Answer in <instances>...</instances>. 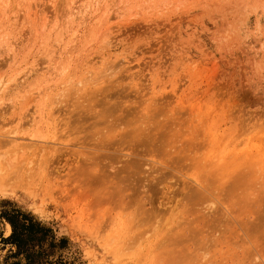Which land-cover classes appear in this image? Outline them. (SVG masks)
<instances>
[{
    "label": "rangeland",
    "instance_id": "1",
    "mask_svg": "<svg viewBox=\"0 0 264 264\" xmlns=\"http://www.w3.org/2000/svg\"><path fill=\"white\" fill-rule=\"evenodd\" d=\"M96 80L107 88L98 97L71 89ZM116 88L128 97L121 108L109 97ZM120 111L155 126L182 123L195 144L180 154L165 147V156L116 146L107 137ZM225 151L254 154L250 165L264 166V0H0V211L28 212L65 238V260L264 264L263 234L249 226L252 244L229 235L260 210L229 202L225 182L208 180L206 162L219 163ZM263 175L252 177L250 193L264 192ZM190 183L209 190L195 205L183 196ZM221 206L237 223L205 216L206 226L196 228L197 211ZM9 232L0 218V238ZM7 250L0 243V261ZM231 252L256 259H231Z\"/></svg>",
    "mask_w": 264,
    "mask_h": 264
},
{
    "label": "bare ground",
    "instance_id": "2",
    "mask_svg": "<svg viewBox=\"0 0 264 264\" xmlns=\"http://www.w3.org/2000/svg\"><path fill=\"white\" fill-rule=\"evenodd\" d=\"M9 2V1H8ZM42 27V26H41ZM45 28V27H44ZM43 28V29H44ZM37 30V29H36ZM38 31V30H37ZM107 64V63H106ZM115 67V66H114ZM117 67V66H116ZM119 67V66H118ZM108 68V67H107ZM121 69V68H120ZM110 70V69H109ZM111 70H113L112 68H111ZM63 73V72H62ZM112 73V72H111ZM114 74V73H113ZM109 76V75H108ZM96 78V77H95ZM69 81V80H68ZM67 81V82H68ZM90 81V80H89ZM50 82V81H49ZM92 83V82H91ZM90 83V84H91ZM94 83H96L97 85H88V84H86V85H88V86H81L80 88H76V86H72L71 87V89H75L76 91H80V90H84L85 88H88V90H90V91H88V92H85L86 93V96L87 95H90V93H91V95H95V96H99L100 94H102V93H105L106 91H107V88H100V90L98 89V87H100V85L97 83V80H96V82H94ZM94 83H92V84H94ZM47 84V83H46ZM81 84V83H80ZM57 86V85H56ZM63 86V85H62ZM79 86V85H78ZM109 86V85H108ZM43 87V86H42ZM53 87V86H52ZM69 87V86H68ZM106 87V86H105ZM109 88H111V89H113L114 87H109ZM121 88H116L115 89V91L116 92H113V93H110V95H109V97H110V99H113V100H116V101H114V104L112 103V105L114 106V107H120L121 108V105H123V103L125 102V101H127V99H128V97H122L121 95H122V93L121 92H119V90H120ZM44 90V89H43ZM67 90V89H66ZM122 90V89H121ZM120 90V91H121ZM68 91V90H67ZM54 93V92H53ZM56 93V92H55ZM41 95V94H40ZM54 96V95H53ZM43 97V96H42ZM46 97V96H45ZM40 98V97H39ZM44 98V97H43ZM62 98V97H61ZM108 98V97H107ZM46 99H48V98H46ZM45 99V100H46ZM89 100H90V98H88ZM105 99V98H104ZM97 100H99V99H97ZM131 100V99H130ZM43 101V100H42ZM41 103V102H40ZM162 103H163V101H162ZM131 104L132 105H134V107L133 108H135V104H136V102H131ZM41 105V104H40ZM42 106V105H41ZM150 106H151V102L148 104V106H146L145 107V109L143 110V111H141V112H148V110L150 109ZM38 107V106H37ZM43 107V106H42ZM39 108V107H38ZM154 111H155V108H154ZM109 112H110V110H109ZM109 115H110V113H108ZM107 114V115H108ZM187 114V113H186ZM189 114H192L191 112L189 113ZM189 114H187V115H189ZM182 115H183V113H182ZM193 116V115H192ZM191 116V117H192ZM44 117V116H43ZM45 118V117H44ZM133 118V119H132ZM132 119V120H131ZM139 119V116L137 115V113H136V115L135 116H133V113L132 112H127V113H125L124 111H120V115L118 116V118H115L114 119V122H112L111 121V123H113V125H114V127L112 128L111 127V130H112V132H110V134H109V136L107 137L108 139H111L112 138V140L114 141L113 142V144L114 145H118V146H122L123 148L125 147V148H132L133 146H135L136 148H140V147H143V149L145 148L147 151H153L154 150V148H156L157 150H159L160 151V153H163V152H166V150L164 149L165 147H166V149L168 150V148H170L167 152H169L170 151V153H171V151H172V153L173 152H178V151H180V152H183L186 148H188V143L187 142H189L190 141V139L188 140V138H184V135H185V133H183L182 131H181V128H180V126L182 125V123L180 124V123H178L176 126H174L173 124H169V123H166V122H160V123H158L156 126L154 125V124H149V123H146V122H143V121H141V120H138ZM198 119V118H197ZM192 122H193V119L191 120ZM196 121V120H195ZM196 122H198V121H196ZM115 123V124H114ZM188 123V122H187ZM159 124L161 125V126H159ZM190 124H192V123H190ZM201 124V123H200ZM197 125H198V123H197ZM197 128H195V130H196ZM194 130V129H193ZM189 132V131H188ZM197 132V131H196ZM194 133V132H193ZM198 135V134H197ZM202 135V134H201ZM194 137V136H193ZM199 137V136H198ZM182 138V139H181ZM184 138V139H183ZM108 139H106V140H108ZM205 139V138H204ZM112 140H109V143L112 141ZM184 140V141H183ZM198 140V139H197ZM204 141V140H203ZM184 142L186 143V146H184ZM116 143V144H115ZM190 143H192L191 141H190ZM193 144H195V142L194 143H192V144H189V146H191V145H193ZM196 144H198L197 142H196ZM206 144V143H205ZM113 145V146H114ZM203 145V144H202ZM2 146V145H1ZM22 146V145H21ZM107 146V145H106ZM110 146H112V145H110ZM113 146H112V148H113ZM196 146V145H195ZM135 147H133V150H134V148ZM186 147V148H185ZM199 147V146H198ZM135 148V149H136ZM138 148V151H140V149ZM193 148V147H192ZM200 148H201V146H200ZM205 148V147H204ZM207 148V147H206ZM117 149V148H116ZM142 149V148H141ZM162 149H164L163 151H161ZM173 149V150H172ZM213 149V148H212ZM118 150V149H117ZM123 150V149H122ZM195 150L196 151H194V152H196L197 153V148L195 147ZM220 150V149H219ZM218 150V151H219ZM250 150V149H249ZM137 151V150H136ZM159 151H158V153H159ZM193 151H191V152H193ZM202 151V150H201ZM231 151H233V150H231ZM246 151V150H245ZM244 151V152H245ZM259 151V150H258ZM193 152V153H194ZM203 152H204V150H203ZM207 151H205L204 153H206ZM221 152V151H220ZM247 152V151H246ZM246 152L245 153H242V154H240V155H237L236 157L234 156L233 157V155L235 154V152L233 153L232 152V154L230 153L229 155L231 156V160H227V163H226V161H225V159L226 158H229L230 156L229 155H227L228 153H226V151L224 152V153H226V154H223V155H227V157H225L224 159L221 157V161L218 163L217 161H218V159H216L217 161H215V159L214 158H216V157H214L212 160L213 161H207L206 162V166L208 167V165H209V167L207 168L206 166V168H207V171H206V173L208 174L209 173V175H210V177H208V178H211V179H208L209 181L211 180H213V181H216V180H221V182L223 181V182H225V191L226 192H228V193H226V194H224L225 196V199H228V201L230 202V200L231 201H233L235 198H237V199H242V202L239 204L240 206L241 205H245V206H248V208H245V209H250V211H251V207L252 206H254L255 208H257V210H260V211H257L256 213V216L254 217V219L253 220H256L257 219V221H255V222H253V220H252V222L253 223H251V220L249 221V219H248V221H247V218L246 217H248L249 216V214H245L244 216H245V221L248 223V227H247V225H242V224H245V223H240L241 225H239V227H238V225H237V229H233L231 232H230V230H229V235H231L230 237H234V240L235 239H240V240H244V239H246V241L244 242L243 240H242V242L240 241V240H238V241H236V242H233V243H235L236 244V246H237V242H240V243H242V244H252V240H251V238H252V236L254 237V235H252L250 238H249V236L253 233V232H257V235H258V232H259V234H263L264 235V229H263V227H264V192H261L260 193V195L261 196H256V195H254V194H252V193H250V191H249V189H250V184H251V180H252V177L258 172L259 173V175L260 176H262L260 173H262L261 171H263L264 172V166L262 167L261 165L259 166V168L258 167H255V165H250V164H253L254 163V161L256 162V160H252L251 159V156L252 155H254V154H250V153H248V154H246ZM12 153V152H11ZM138 153V152H137ZM144 153V152H143ZM171 153V154H172ZM179 153V152H178ZM219 153V152H218ZM141 154H142V152H141ZM145 154V153H144ZM143 154V155H144ZM147 154H149V153H147ZM174 154V153H173ZM180 154V153H179ZM179 154H177V156L179 155ZM203 154V153H202ZM217 154V153H216ZM239 154V153H238ZM262 153L260 152V154H257V155H261ZM131 155H133V153H131ZM155 155V154H154ZM163 155H164V153H163ZM219 155H220V153H219ZM256 155V156H257ZM136 156H138V155H136ZM140 156V155H139ZM138 156V157H139ZM142 156V155H141ZM145 156V155H144ZM143 156V157H144ZM165 156V155H164ZM214 156V155H213ZM216 156V155H215ZM140 158L141 160H143L144 161V166L145 167H148V165L149 166H151L152 164H150V163H152V162H148V160H146V159H144V158ZM157 157V156H156ZM174 157V156H173ZM173 157H171V158H173ZM182 157V156H181ZM184 157H187V156H184L183 155V157H182V159L184 158ZM188 157H189V155H188ZM187 157V158H188ZM255 157V155L252 157V158H254ZM258 157H261V156H258ZM7 158V157H6ZM256 158V157H255ZM254 158V159H255ZM124 159V158H123ZM179 159V158H178ZM191 160L192 159H194L193 158V156H192V158H190ZM196 159H197V156H196ZM225 161V163L224 162H222L223 160ZM257 159V158H256ZM263 159V158H262ZM126 160V159H125ZM187 160V159H186ZM189 160V159H188ZM196 161V160H195ZM201 161V160H200ZM39 162V161H38ZM41 162V161H40ZM193 162V161H192ZM203 162V161H202ZM208 162H211L210 164L208 163ZM215 162V163H214ZM165 163V162H164ZM163 163V164H164ZM189 163V162H188ZM198 163V162H197ZM201 163V162H200ZM220 163H222V164H220ZM208 164V165H207ZM185 165V164H184ZM201 165V164H200ZM204 165H205V163H204ZM188 166H189V164H188ZM202 166V165H201ZM258 166V165H257ZM10 167H12V166H10ZM126 166H124L123 168H125ZM204 167V168H205ZM9 168V167H8ZM138 168V167H137ZM148 168H151V167H148ZM195 168H197V167H195ZM194 168V169H195ZM254 168L257 170V171H254ZM44 169V168H43ZM114 169V168H113ZM152 169V168H151ZM161 169V168H160ZM35 170V169H34ZM94 171H95V168L93 169ZM117 170V169H116ZM137 170V169H136ZM149 170V169H148ZM204 171H205V169H203ZM25 171V170H24ZM55 171H57V170H55ZM91 171V170H90ZM93 171V172H94ZM117 171H119V170H117ZM121 171H123V169H121ZM121 171H119V172H121ZM151 171V170H150ZM161 171V170H160ZM165 171V170H164ZM2 172V171H1ZM29 172V171H28ZM27 172V173H28ZM42 172V171H41ZM40 172V173H41ZM52 172H54V170L52 171ZM123 172H125V171H123ZM135 172V171H134ZM148 172V171H147ZM21 173V172H20ZM20 173H18V175L20 174ZM25 173V172H24ZM23 173V175L25 176V174ZM27 173H26V175H27ZM30 173V172H29ZM29 173H28V175H29ZM32 173V172H31ZM34 173H36V172H34ZM57 173V172H56ZM118 173V172H117ZM160 173H162V172H160ZM172 173V172H171ZM185 173V172H184ZM183 173V174H184ZM33 174V173H32ZM31 174V175H32ZM38 174H39V172H38ZM42 174H43V172H42ZM47 174V173H46ZM93 174V173H92ZM95 174V173H94ZM113 174H116L115 172L113 173ZM145 174V173H144ZM199 174V173H198ZM8 175V174H7ZM31 175H29V176H31ZM59 175V174H58ZM98 175V174H97ZM104 175V174H103ZM109 175V174H108ZM118 175V174H117ZM119 175H120V173H119ZM127 175H129V174H127ZM20 176V175H19ZM48 176V175H47ZM57 176V175H56ZM162 176V175H161ZM199 176V175H198ZM264 176V175H263ZM6 177V176H5ZM100 177V176H99ZM107 177V176H106ZM147 177V176H146ZM148 177H149V175H148ZM206 177V180H207V175L205 176ZM7 178V177H6ZM95 178H97V177H95ZM101 178V177H100ZM108 178H109V176H108ZM3 179H5L4 177H3ZM11 179V178H10ZM99 179V178H98ZM6 180H8V179H6ZM28 180V179H27ZM100 180V179H99ZM108 180V179H107ZM122 180V179H121ZM200 180V179H199ZM205 180V182L207 183V181ZM218 180V182H220ZM23 181V180H22ZM104 181V180H103ZM127 181V180H126ZM160 181V180H159ZM158 181V182H159ZM204 181V180H203ZM208 181V182H209ZM212 181V182H213ZM260 181V180H259ZM264 180H261L260 182L261 183H263L264 184V182H263ZM1 183H2V181H0ZM6 182V181H5ZM101 182V181H100ZM107 182V181H106ZM109 182V181H108ZM122 182V181H121ZM200 182V181H199ZM104 183V182H103ZM160 183V182H159ZM159 183H156V184H158L159 185ZM186 183V182H185ZM206 183L205 184H203L202 185V183H201V185H196V184H192V183H190V185H184V187L182 188V191H183V196L185 197V199H186V201H187V199H189V197H191V199L193 200V202H192V200H191V202H192V204L195 202V203H199L197 200H199V199H201L200 197H205L204 196V194H206V192L207 191H209V190H206V188H207V186H206ZM155 184V185H156ZM160 184H162V183H160ZM152 185V184H151ZM206 187H205V186ZM107 186V185H106ZM154 186V185H153ZM160 186V185H159ZM167 187V186H166ZM261 187L262 188H264V185H261ZM115 188V187H114ZM217 187H215V189H216ZM260 188V187H259ZM261 188V189H262ZM215 189H213V190H215ZM260 189V190H261ZM210 190H212V189H210ZM217 190V189H216ZM264 190V189H263ZM143 191V190H142ZM258 191H259V189H258ZM241 192V193H240ZM167 193V192H166ZM240 193V194H239ZM259 193V192H258ZM182 194V193H181ZM221 195H222V193H220ZM170 195V194H169ZM227 195V196H226ZM223 196V195H222ZM254 197H255V201H254V203H253V199H254ZM195 199H197V200H195ZM200 201V200H199ZM202 201V200H201ZM163 202V201H162ZM161 202V203H162ZM189 202V201H188ZM203 202V201H202ZM204 202H206V201H204ZM160 203V204H161ZM164 204H165V202H163ZM195 203H194V205H195ZM201 203V202H200ZM243 203V204H242ZM158 204V208H159V203H157ZM163 204V208L165 207L166 208V210L168 211V209H167V206H165ZM189 204V203H188ZM187 204V205H188ZM202 204V203H201ZM201 204H198V205H200L201 206ZM225 204H227V202L225 203ZM228 204H231V203H228ZM194 205H193V207H194ZM198 205L196 204V207H198ZM220 205V204H219ZM162 206V205H161ZM169 206H170V204H169ZM243 207V206H242ZM171 208V207H170ZM228 210H226L225 209V207L224 206H221V207H219L216 211H212V212H210V213H205V212H199V211H197L198 213L197 214H201V216H200V218L198 217L197 218V220H195V226H196V224L197 225H199V226H197L196 228H198V229H201V228H204L206 225H204V227H202V224L203 223H201L204 219H205V216H207L209 219L207 220L208 221V223H215V222H218V224L219 223H222V222H224V223H228V222H230V225L232 224V223H234L235 221H236V223H237V219H236V216L233 214V212L231 211V209H229V208H227ZM247 210V212L246 213H248L249 211ZM246 211V210H245ZM204 213V214H203ZM252 213V212H251ZM196 214V215H197ZM206 214V215H205ZM254 214V213H253ZM252 215V214H251ZM257 215H258V217H257ZM253 216L254 215H252L251 216V219L253 218ZM243 220V219H242ZM241 220V221H242ZM205 221V220H204ZM206 221V222H207ZM244 221V222H245ZM126 222V221H125ZM240 222V221H239ZM238 222V223H239ZM250 222V223H249ZM133 224V223H132ZM235 224V223H234ZM126 225V224H125ZM212 225H215V224H212ZM127 226V225H126ZM208 226V225H207ZM221 226V225H220ZM222 226H223V224H222ZM228 226V225H227ZM226 226V227H227ZM249 226H250V230H251V232L250 231H248V228H249ZM129 228V225L127 226V229ZM238 228H239V230L242 232L241 234H239V230H238ZM130 229V228H129ZM235 234H234V233ZM247 232H249V233H251L250 235L249 234H247ZM184 233V232H183ZM191 233V232H190ZM199 234V233H198ZM253 234H255V233H253ZM194 235V234H193ZM204 235V234H203ZM228 235V234H227ZM243 235V236H242ZM247 235H249V236H247ZM256 235V236H257ZM242 236V237H241ZM255 236V237H256ZM178 237V236H177ZM194 238H195V236H193ZM245 237V238H244ZM179 238V237H178ZM194 238H192V239H194ZM242 238V239H241ZM183 239V238H182ZM208 239V238H207ZM211 239V238H210ZM213 239V238H212ZM211 239V240H212ZM226 239V238H225ZM258 239V238H257ZM256 239V240H257ZM226 241H229V243H230V241H231V243H232V241H233V239L231 240V239H229V240H226ZM225 241V242H226ZM209 243V242H208ZM228 243V244H229ZM255 243V242H254ZM227 245V244H226ZM241 244H238V247H242V245L240 246ZM231 246H232V244H231ZM234 246V245H233ZM237 247V248H238ZM230 248V247H229ZM227 249V248H226ZM230 251V250H229ZM233 252V251H232ZM231 252V253H232ZM243 254V253H242ZM239 255H241V254H239ZM237 253H232V254H229V258H231V259H236V257L237 258H241V260L240 261H242V262H246L247 261V263L248 262H250V261H248V260H255L256 258H255V256H254V259L252 258L253 257V253H251L250 255H252V257L249 255L248 256V253H247V256L245 255V254H243V255H241V256H239ZM255 255V254H254ZM257 256V255H256ZM250 257V258H249ZM228 258V259H229ZM225 259V258H224ZM227 259V258H226ZM257 259H258V257H257ZM244 264V263H243ZM249 264V263H248Z\"/></svg>",
    "mask_w": 264,
    "mask_h": 264
},
{
    "label": "trees",
    "instance_id": "3",
    "mask_svg": "<svg viewBox=\"0 0 264 264\" xmlns=\"http://www.w3.org/2000/svg\"><path fill=\"white\" fill-rule=\"evenodd\" d=\"M10 232L0 238V243L8 245L7 253L0 264H72L63 258L62 251L67 240L56 236L30 213L16 208L0 211Z\"/></svg>",
    "mask_w": 264,
    "mask_h": 264
}]
</instances>
